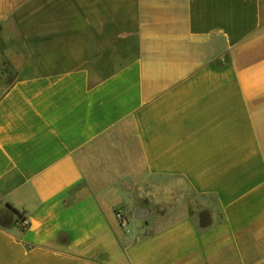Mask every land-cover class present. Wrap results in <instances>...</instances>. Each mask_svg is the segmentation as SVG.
<instances>
[{"label":"crops","instance_id":"1","mask_svg":"<svg viewBox=\"0 0 264 264\" xmlns=\"http://www.w3.org/2000/svg\"><path fill=\"white\" fill-rule=\"evenodd\" d=\"M50 2L0 32V264H264V0Z\"/></svg>","mask_w":264,"mask_h":264},{"label":"rangeland","instance_id":"2","mask_svg":"<svg viewBox=\"0 0 264 264\" xmlns=\"http://www.w3.org/2000/svg\"><path fill=\"white\" fill-rule=\"evenodd\" d=\"M74 0H51L50 3L47 5L51 7V10L55 9H61L64 6H70L73 5ZM28 4L29 6H26L22 11L26 13H37L38 5H41L38 3V0H0V32L2 28L10 22L11 14L15 11L20 9L23 5ZM44 5V4H42ZM34 21L36 22V15H34ZM84 158H86L83 165L89 167V150L88 153H85L83 155Z\"/></svg>","mask_w":264,"mask_h":264},{"label":"built area","instance_id":"3","mask_svg":"<svg viewBox=\"0 0 264 264\" xmlns=\"http://www.w3.org/2000/svg\"><path fill=\"white\" fill-rule=\"evenodd\" d=\"M117 218H118L119 220H122V217H121L120 214L117 215ZM20 224H21V227H22L23 230H26V229L28 228V224H27V222H26L25 219H21V218H20Z\"/></svg>","mask_w":264,"mask_h":264},{"label":"trees","instance_id":"4","mask_svg":"<svg viewBox=\"0 0 264 264\" xmlns=\"http://www.w3.org/2000/svg\"><path fill=\"white\" fill-rule=\"evenodd\" d=\"M11 206V205H10ZM12 207V206H11ZM15 210V212L19 215V217L21 218V219H25L24 218V216H23V214H21L18 210H16V209H14Z\"/></svg>","mask_w":264,"mask_h":264}]
</instances>
